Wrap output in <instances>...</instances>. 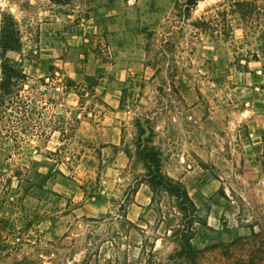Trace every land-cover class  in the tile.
Listing matches in <instances>:
<instances>
[{"label": "rangeland", "instance_id": "1", "mask_svg": "<svg viewBox=\"0 0 264 264\" xmlns=\"http://www.w3.org/2000/svg\"><path fill=\"white\" fill-rule=\"evenodd\" d=\"M219 1H199L187 20L172 17L180 10L174 11L172 0H76L71 6L31 0L27 8L0 0V20L1 12L9 11L20 31L21 49L8 56L29 76L48 82L55 112L77 120L65 126L62 142L59 130L48 129L45 136L6 144L12 155L8 164L47 175L45 188L52 192L15 201L16 216L23 210L40 220L23 232L18 222L9 243L51 240L74 251L66 264H148L150 258L164 261L173 250L172 239L153 238V233L163 235L162 226L152 229L158 211L166 214L174 207L171 199L152 202L141 183L132 203L119 208L122 189L143 172L121 151V139L132 144L139 128L132 107L122 110L119 102L124 87L154 72L144 66L145 28L162 33L174 24L169 36L194 40L181 58L191 64L185 79L196 104H188L189 117L169 111L150 117L154 129L143 135H152L162 147L165 171L186 185L197 215L210 227L195 223L197 249L184 264H264V173L257 151L264 131V45L241 29L228 41L202 32L195 36L190 22L213 15ZM222 99L231 102L220 109ZM17 184L12 179L11 186ZM125 219L141 223L145 231ZM251 223L252 230L244 226ZM65 233L69 236L62 239Z\"/></svg>", "mask_w": 264, "mask_h": 264}, {"label": "trees", "instance_id": "2", "mask_svg": "<svg viewBox=\"0 0 264 264\" xmlns=\"http://www.w3.org/2000/svg\"><path fill=\"white\" fill-rule=\"evenodd\" d=\"M7 1L21 8L32 5L31 0ZM35 1H46L52 6H71L76 2V0ZM172 1H174V11L180 9L178 14L172 12L174 13L172 17L188 20L191 11L201 0ZM179 1L181 4L178 3ZM163 25L165 27L166 23ZM173 25L165 27L162 33L145 28L146 59L144 66L150 67L154 72L149 79L141 77L140 83L131 82L130 86L124 87L119 102L122 110L126 106L132 107V117H137L134 125L139 128L132 144L127 145L123 138L121 139V151L128 158H135L143 170L138 175L139 178H135L134 181L128 183L125 189H122L119 200L123 202L119 208L124 209L122 206L125 201L127 205L132 203L130 197L136 193L141 183L151 191L152 202L156 200V197L163 196L168 197L174 203V207L170 209L173 211L166 212V214L158 211L157 224L152 229L157 231V225L160 224L163 235L153 233V238L166 236L175 242V246L166 257V261H154L150 258L148 264H184V260L197 249L193 242L195 223L210 228L207 222L197 215V207L186 185L179 178H174L165 171L162 147L155 143L152 135L146 137L143 135L145 129L149 128L152 131L154 129V124H150V117H158L159 113L166 115L168 111L178 114L179 117H189L192 115V110L188 109V104H196L192 101L193 91L185 79L187 68L191 64L188 60L181 58V52L185 46L193 49L194 40L186 42L173 35L169 36ZM190 25L197 30L195 36L202 32L211 38H220L224 41L233 37L235 29H241L246 36H256L258 42L264 45V0H221L217 3L213 15L208 17L202 15L191 21ZM20 49L21 38L18 22L9 11H2L0 20V264H44L46 261L44 257L49 258V264H66L65 260H69L74 251L59 246L51 240L38 238L33 243L29 240L20 242L18 245L9 243V237L17 230L18 222L21 225L19 232H23L28 231L35 221L40 220L39 215L32 217L23 210H19V216H16L15 201L21 200L24 194L40 196L41 199L43 195L52 192L45 188L47 175L39 171L32 173L28 166L12 168L8 164L7 161L12 155L10 152H5L6 144L10 141L17 144L30 136H45L48 129L59 130L61 133L59 139L62 142L67 135L63 131L65 126L69 124L68 127H70L77 122L74 118L76 116L53 110L56 99L48 95L50 85L44 78L29 76L21 64L8 56L9 52H19ZM261 76L263 78L261 88L264 89V64ZM67 86H70V83H67ZM90 94L92 95V92ZM79 95L83 94L79 93ZM200 98L204 103H209V98L201 93ZM143 99L145 102L142 101ZM230 102L229 99H222L219 103L220 109L225 108ZM227 109L230 108L226 107ZM257 151H260L259 162L261 172L264 173V131L262 144ZM14 178L18 182L15 188L11 186ZM114 201L116 200L112 199V202ZM171 213L173 215L170 217ZM141 220H143L142 216H140ZM92 221L99 222L102 219H92ZM125 221L133 229L139 232L145 231L141 223H133L126 219ZM145 224L148 223L145 222ZM244 226L251 230L254 228L253 223ZM68 236L69 234L65 233L61 238L66 239ZM52 237L54 239L55 235ZM72 264L89 263L83 261Z\"/></svg>", "mask_w": 264, "mask_h": 264}, {"label": "crops", "instance_id": "3", "mask_svg": "<svg viewBox=\"0 0 264 264\" xmlns=\"http://www.w3.org/2000/svg\"><path fill=\"white\" fill-rule=\"evenodd\" d=\"M114 1H117V0H114ZM128 2H131V0H127ZM135 1H137V0H135Z\"/></svg>", "mask_w": 264, "mask_h": 264}]
</instances>
